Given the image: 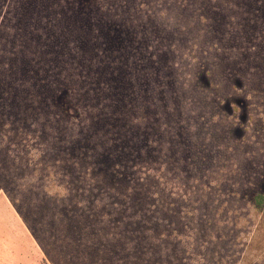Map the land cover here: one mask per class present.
<instances>
[{"label": "trees", "instance_id": "obj_1", "mask_svg": "<svg viewBox=\"0 0 264 264\" xmlns=\"http://www.w3.org/2000/svg\"><path fill=\"white\" fill-rule=\"evenodd\" d=\"M7 2L0 190L52 264L42 206L82 234L90 264L264 255V0ZM69 88L79 115L67 120L55 103ZM20 134L40 140L38 162L14 147Z\"/></svg>", "mask_w": 264, "mask_h": 264}, {"label": "rangeland", "instance_id": "obj_2", "mask_svg": "<svg viewBox=\"0 0 264 264\" xmlns=\"http://www.w3.org/2000/svg\"><path fill=\"white\" fill-rule=\"evenodd\" d=\"M17 2H19V0H8L7 6L11 7ZM70 91L71 88H69V90L67 89V91L60 96L57 101L58 103H55V107L57 108L59 114L58 116L66 117L67 120L71 117L79 115V110L76 106V102L74 101L75 94L72 95ZM240 101L241 100L237 101V104L241 107L238 119L240 122V129H242V127L248 122L249 113L245 103H241L242 101ZM32 136L28 137L25 134H20L15 137L14 141H17L18 144L14 147L21 149L22 156L24 153L25 156L28 154L24 158H26V160L31 159L34 163V160L38 162L37 156L35 155L38 151L36 149L37 146L40 145V140L34 139ZM32 151L35 154L33 156L36 158L32 155L29 156V153H32ZM45 164L49 165L47 161ZM50 170L53 174L54 172H59L58 168L56 169L54 167ZM3 171L6 172L5 175L9 174V168L3 167L2 165L0 168V174H3ZM47 171L48 168L42 169L39 174L44 176ZM166 176V184L169 188H173L174 190H182L186 188V186L182 184H175L176 182H172L171 174H167ZM51 182H47V185L48 189L53 191L64 185V183ZM22 183H24V186L28 185L27 181L24 179L21 180V184ZM40 184L42 185V183ZM35 219L38 223L39 235L46 238V240L51 241L53 244L54 251L56 253L55 256L57 257L59 264H90L89 256H84L82 247L78 245L79 238L82 237V234L75 232L73 237H69V227L63 228L62 223L66 225L69 223V219L67 217H54L42 206ZM35 219L34 223H36ZM54 222H57V224H53ZM200 235L202 238H205L203 233ZM71 238L72 242H70ZM79 244H81V242ZM59 246L62 248L65 247L63 251H61ZM246 250V255L243 254L237 261V264H264L262 248L259 250L246 248ZM0 260L1 264H52L35 239L34 234L28 228L23 217L19 214L15 205L3 189L0 190Z\"/></svg>", "mask_w": 264, "mask_h": 264}, {"label": "crops", "instance_id": "obj_3", "mask_svg": "<svg viewBox=\"0 0 264 264\" xmlns=\"http://www.w3.org/2000/svg\"><path fill=\"white\" fill-rule=\"evenodd\" d=\"M0 264H1V260H0Z\"/></svg>", "mask_w": 264, "mask_h": 264}]
</instances>
